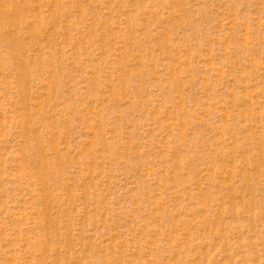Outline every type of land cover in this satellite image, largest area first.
I'll return each mask as SVG.
<instances>
[{
	"label": "rangeland",
	"instance_id": "1",
	"mask_svg": "<svg viewBox=\"0 0 264 264\" xmlns=\"http://www.w3.org/2000/svg\"><path fill=\"white\" fill-rule=\"evenodd\" d=\"M0 264H264V0H0Z\"/></svg>",
	"mask_w": 264,
	"mask_h": 264
}]
</instances>
